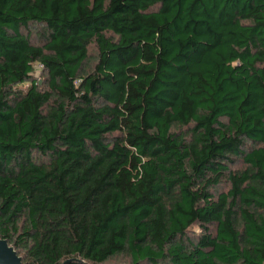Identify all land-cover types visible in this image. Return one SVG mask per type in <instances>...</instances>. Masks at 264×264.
Instances as JSON below:
<instances>
[{
  "label": "trees",
  "instance_id": "obj_1",
  "mask_svg": "<svg viewBox=\"0 0 264 264\" xmlns=\"http://www.w3.org/2000/svg\"><path fill=\"white\" fill-rule=\"evenodd\" d=\"M0 237L25 264H264V0H0Z\"/></svg>",
  "mask_w": 264,
  "mask_h": 264
},
{
  "label": "rangeland",
  "instance_id": "obj_2",
  "mask_svg": "<svg viewBox=\"0 0 264 264\" xmlns=\"http://www.w3.org/2000/svg\"><path fill=\"white\" fill-rule=\"evenodd\" d=\"M31 32V39L32 42H40V40L42 39V37H44V28L40 27L39 25H30L28 29L24 30V32L29 31ZM97 58V49L95 44H90L89 45V49H88V58L87 61L85 63V68L87 70H90V68H92L95 64ZM40 74H42L41 72H38L37 75L40 76ZM41 84H43V80H40ZM242 167V163L241 162H236V164L234 165V168H241ZM233 168V169H234ZM227 187L226 184H222L218 189L219 190H223ZM199 228L197 226L193 227V229L189 232V237L194 238L195 236H193L194 234L199 233ZM193 234V235H192ZM115 263H119V264H131L130 259L128 257V255L126 254H119L116 256H113L109 259H107L104 264H115Z\"/></svg>",
  "mask_w": 264,
  "mask_h": 264
},
{
  "label": "water",
  "instance_id": "obj_3",
  "mask_svg": "<svg viewBox=\"0 0 264 264\" xmlns=\"http://www.w3.org/2000/svg\"><path fill=\"white\" fill-rule=\"evenodd\" d=\"M0 264H25L15 248L3 237H0Z\"/></svg>",
  "mask_w": 264,
  "mask_h": 264
}]
</instances>
